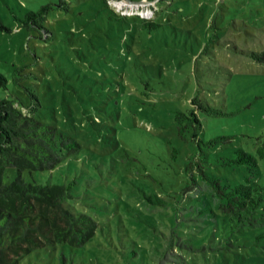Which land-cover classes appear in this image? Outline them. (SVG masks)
Returning a JSON list of instances; mask_svg holds the SVG:
<instances>
[{
	"label": "rangeland",
	"instance_id": "374dc122",
	"mask_svg": "<svg viewBox=\"0 0 264 264\" xmlns=\"http://www.w3.org/2000/svg\"><path fill=\"white\" fill-rule=\"evenodd\" d=\"M66 1L0 0V100L80 142L23 176L72 184L68 206L98 227L83 246L37 248L19 264H264V203L233 231L217 187L264 184V0H116L132 13L121 18L105 0ZM46 4L47 31L24 23ZM193 108L198 135L177 118ZM239 148L258 165L231 162Z\"/></svg>",
	"mask_w": 264,
	"mask_h": 264
},
{
	"label": "trees",
	"instance_id": "16d2710c",
	"mask_svg": "<svg viewBox=\"0 0 264 264\" xmlns=\"http://www.w3.org/2000/svg\"><path fill=\"white\" fill-rule=\"evenodd\" d=\"M105 2L118 18L130 16L118 12L109 0ZM58 6L70 7L66 0H61ZM50 8L51 4H46L38 11H29L24 23L47 31L43 21ZM139 17L145 20V26L156 28L161 25L154 18ZM254 56L264 60V51ZM7 83V76L0 72V86L6 87ZM192 103L206 108L199 98L193 99ZM177 118L182 123L181 129L185 127V118L194 123L195 135L202 129L195 108L190 112L179 111ZM79 147L81 144L76 138L60 135L55 126L39 120L30 107L12 98L0 100V264H19L20 259L34 249L57 243L83 246L94 236L98 222L91 215L74 212L68 206V200L73 197L72 184L31 182L23 176L27 170L54 169L65 150L72 152ZM238 153L231 162L258 165L255 154L243 148H239ZM259 154L264 157V145L259 148ZM9 167H15L19 172L12 181L8 180ZM248 180L232 185L226 191L217 185L220 208L224 217L233 223V231L259 220L257 215L264 203V184L251 178ZM148 198L152 203L165 204L161 197L151 195Z\"/></svg>",
	"mask_w": 264,
	"mask_h": 264
},
{
	"label": "built area",
	"instance_id": "2783aa9c",
	"mask_svg": "<svg viewBox=\"0 0 264 264\" xmlns=\"http://www.w3.org/2000/svg\"><path fill=\"white\" fill-rule=\"evenodd\" d=\"M142 1H143V0H141V1H139V2H132V1H128V0H127V1H122V4H121V5L123 6V5H127V4H129L130 6H132V7L135 8V7H139L140 5H142ZM109 2H110V4H111L113 7H115V4L118 3V1H116V0H109ZM128 2H129V3H128ZM143 2H144V1H143ZM123 9H124L123 7H122V8L120 7V8L117 9V11L120 12L121 14H123V15H130V14H132L131 12H129V11H124ZM149 16H151V15L148 14V13H147L146 15H145L144 13H141V17H143V18H149Z\"/></svg>",
	"mask_w": 264,
	"mask_h": 264
},
{
	"label": "water",
	"instance_id": "95a60500",
	"mask_svg": "<svg viewBox=\"0 0 264 264\" xmlns=\"http://www.w3.org/2000/svg\"><path fill=\"white\" fill-rule=\"evenodd\" d=\"M128 1H132V2H139V1H135V0H128ZM141 1V0H140Z\"/></svg>",
	"mask_w": 264,
	"mask_h": 264
}]
</instances>
